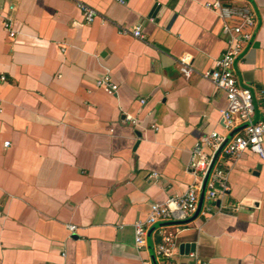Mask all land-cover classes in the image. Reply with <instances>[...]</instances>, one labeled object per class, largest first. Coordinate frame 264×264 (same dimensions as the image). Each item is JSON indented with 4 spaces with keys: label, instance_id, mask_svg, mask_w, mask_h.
<instances>
[{
    "label": "crops",
    "instance_id": "0c3cea01",
    "mask_svg": "<svg viewBox=\"0 0 264 264\" xmlns=\"http://www.w3.org/2000/svg\"><path fill=\"white\" fill-rule=\"evenodd\" d=\"M79 1L98 11L93 22ZM212 1L0 0V264H165L155 253L165 226L179 228L177 260L264 264V159L250 149L223 157L229 190L204 197L206 213L157 222L135 244L151 203L194 181L196 143L239 130L225 127V94L200 74L227 47ZM227 1L256 14L236 73L262 120L264 0ZM105 73L117 92L95 86Z\"/></svg>",
    "mask_w": 264,
    "mask_h": 264
},
{
    "label": "built area",
    "instance_id": "2783aa9c",
    "mask_svg": "<svg viewBox=\"0 0 264 264\" xmlns=\"http://www.w3.org/2000/svg\"><path fill=\"white\" fill-rule=\"evenodd\" d=\"M118 1L125 2V0ZM206 5L221 17L223 33L228 35V38L227 47L216 59L215 65L203 70L200 74L211 80L225 94L226 105L221 110L225 127L229 131L236 127H239V130L233 131L230 135L212 130L196 143L188 165L195 179L187 190L181 195L170 196L163 202L151 203L147 217L135 221V244L139 249L145 245L151 225L167 221L176 226L180 221L197 212L202 193L204 197L212 201L229 190L227 172L222 167L223 157L235 159L250 149L264 159V119H254L256 105L253 91L239 82L236 73V61L245 45L254 36L255 11L247 4L227 0H214L207 2ZM79 7L87 23L93 22L99 16L95 8L83 1H79ZM5 26L10 29V35L15 36L12 24L6 22ZM121 32L139 38L144 37L140 25L132 27L121 25ZM182 71L187 75L190 74L192 68L189 63L183 64ZM1 78L6 79L4 75ZM95 86L110 93L117 92L119 89L118 83L110 73L96 78ZM141 101L145 102L144 99ZM127 118L133 123L137 122L131 115ZM5 144L9 145L10 141H6ZM209 209L210 206L201 208L200 211L206 213ZM68 227L71 231L77 228L73 224H69ZM171 227L165 226L160 230L161 240L155 247L158 258L165 259V264H209L195 253L191 254L193 260L190 262L175 259L179 228ZM143 264L151 263L144 261Z\"/></svg>",
    "mask_w": 264,
    "mask_h": 264
},
{
    "label": "water",
    "instance_id": "95a60500",
    "mask_svg": "<svg viewBox=\"0 0 264 264\" xmlns=\"http://www.w3.org/2000/svg\"><path fill=\"white\" fill-rule=\"evenodd\" d=\"M156 8H158L159 7V4L158 3H156V6H155ZM203 198H204V193H202V195H201V198H200V202H199V206H198V210H197V212L196 213H199L200 212V210H201V208H202V204H203Z\"/></svg>",
    "mask_w": 264,
    "mask_h": 264
}]
</instances>
